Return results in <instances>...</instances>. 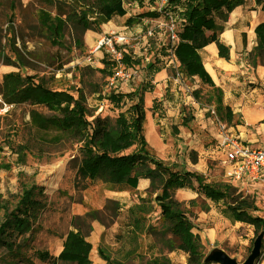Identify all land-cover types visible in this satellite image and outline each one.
I'll list each match as a JSON object with an SVG mask.
<instances>
[{
	"label": "rangeland",
	"instance_id": "obj_1",
	"mask_svg": "<svg viewBox=\"0 0 264 264\" xmlns=\"http://www.w3.org/2000/svg\"><path fill=\"white\" fill-rule=\"evenodd\" d=\"M50 1L0 0V92L5 86L2 83L3 74L15 71L23 77L33 78L34 82L47 89L67 91L74 97L81 94L89 120L95 115L109 116L113 119L119 111H126L128 106L137 100L138 96H133L130 92L135 89L153 90L155 84L149 82L150 76L162 70L163 74L168 76L170 84L151 94L154 97L153 114L158 119L172 118L184 127L188 141L181 137L179 139L184 143L183 155H186L188 160L196 159L192 146L207 148L212 145L214 138L212 136H217L222 126L232 133L235 120L232 113L229 118L223 112H216L212 97L209 96L210 89L201 85L197 77H187L179 66L175 68L174 63L170 61L172 55L169 31L163 24L153 28V35L149 38V49L144 50L140 43L134 44L133 47L126 46L127 52L132 53V57L130 56L132 60H137L127 69L136 70L137 74L129 84L123 83L121 88H115L117 92L127 94L116 105L106 98V94L102 96L100 93L112 70V61L106 54L101 53L102 49H95L102 35L101 28L103 27L102 31L106 33L112 29L109 30L102 24L99 30L87 29L82 32L81 25L75 22L74 15L68 12L63 34L58 43H53L39 22L41 12L54 14L55 3ZM164 1L123 0V6L127 14L134 18L131 22L134 25L138 21L136 16L142 12L158 8L154 12H159L163 16L162 9L168 5L167 0ZM252 1L254 2L244 0L242 4L248 8ZM92 2L95 3V0H88V3ZM213 17L217 24L225 25L229 13L225 14L222 9L214 12ZM240 17H243L242 23L237 26L235 37L239 38L242 48L236 45L237 51L234 53L237 60L242 63L243 72L249 70L250 76H253L258 59L264 68V54L256 57L253 66L248 55L255 44L251 25L253 21L244 19V11L238 15V18ZM87 18L93 19L92 16ZM171 18L179 30L180 21L173 13ZM111 20L118 26L128 24L125 23L126 17L118 15H113ZM167 20L168 17L165 18V21ZM206 33L210 34L209 31ZM152 60L155 62L152 63ZM177 70L182 73L177 75ZM241 76L244 74L241 73ZM238 81L250 101H257L256 99L260 98L258 102L262 100L264 104L263 78L255 80L248 77L243 80L240 78ZM220 84L223 88L222 100L223 92L233 100L239 97V92L237 94L233 92L235 88L233 81L226 80ZM229 96L226 97V101L232 102ZM244 99L246 100V97ZM31 109L43 117H51L55 113L44 106H30L27 102L13 103L10 109L0 113V224L8 214L16 212L15 208L22 197L27 196L28 191L37 205L31 209L27 229L16 235L12 234L10 239H5L6 242H0V264H49V260L40 259L37 253L39 251L50 255L59 253L63 236L73 228L70 223L73 216H76L74 225L79 227L91 243L89 253L91 264H107L101 256L108 257L113 264H115L113 259H116V264H144L150 257L159 255L169 258L173 264H185L186 257L183 252L170 247L169 240L172 236L159 220L155 202H153L155 210L148 220L152 225L151 231L143 233L135 241H126L116 236L118 232L116 220H124L123 211L137 200L138 193L142 196L146 194L142 191H128L125 202L120 204L115 200L120 208L119 215L114 214L112 204L105 207L107 199H102L104 187L99 179L83 187V181L75 176L81 158V144L71 137L59 138L58 131L53 128L35 125L30 119ZM236 122L244 124L240 117ZM144 123L147 124V118ZM175 128L176 125L167 123L164 129H170L174 134ZM162 138L164 141L172 140L165 132ZM138 147L139 144L136 143L123 152H133ZM150 155L156 157L151 153ZM205 164L209 170L201 173L204 183L230 184L235 190L233 197L251 198L257 209L249 208L248 211L251 216L261 219L257 224L230 221L221 212L225 202L205 198L196 190V182L191 180L184 190H178L174 196L178 201V208L191 222L193 232L199 236L200 234L204 236L207 232L214 234V238L208 243L200 236L205 259H210V254L214 250H219L237 264L242 263L259 237L260 253L254 263L259 264L264 258V185L261 188L239 191L237 186L224 178L218 162L208 158ZM191 188L196 192L194 197ZM211 264L220 263L212 261Z\"/></svg>",
	"mask_w": 264,
	"mask_h": 264
},
{
	"label": "trees",
	"instance_id": "obj_2",
	"mask_svg": "<svg viewBox=\"0 0 264 264\" xmlns=\"http://www.w3.org/2000/svg\"><path fill=\"white\" fill-rule=\"evenodd\" d=\"M244 0H167L163 10L165 18L176 16L180 21V29L177 32L178 40L173 46V54L179 63L180 70L187 77H197L201 85L210 89L211 100L216 112H223L231 117V109L222 101V90L216 86L205 70L199 51L209 42H214L219 57L228 59L229 47L220 39L223 25L217 24L213 13L224 10L227 14ZM55 3V12H41L40 25L44 27L48 38L53 43H58L65 27V18L70 12L74 15V21L82 27V32L87 29L99 30L100 26L108 22L113 15L123 16L126 10L123 0H51ZM254 4L264 11V0H254ZM172 5V6H171ZM84 7V8H83ZM77 10V12H76ZM173 11V12H169ZM92 16L89 20L87 17ZM156 17L157 13L146 11L138 14L141 17ZM134 21L131 16L126 18V23ZM209 31L210 34H207ZM253 32L255 44L249 50L248 55L252 65H255L256 57L264 54V20L257 23ZM123 63L128 67L137 60H132L129 54L123 53ZM107 66V65H105ZM5 84L1 90V98L6 103L27 102L30 106H44L55 112L51 117L40 116L34 109L29 112L31 121L42 128H53L60 136L71 137L81 144V158L76 167L75 176L82 180L83 187L95 179L103 183V187L111 191H135L138 180H149V186L136 195L137 200L125 208L124 220H116L118 232L116 236L126 241H135L143 233L151 231L152 225L148 223L154 212L155 202L158 208V218L164 229L172 236L169 240L170 247L183 252L186 257L185 264H211L205 259L203 244L199 234L192 231L191 222L178 208V201L174 196L176 189L185 188L191 179L197 182L199 190L206 198L212 201L223 200L225 206L221 209L223 215L230 221H247L257 224L261 219L251 216L248 209L255 210L249 196L233 197L234 188L226 183H204L201 174L186 170L176 162L162 161L151 156L146 149V141L143 137V93L140 89L130 92L138 96L126 111H119L113 119L109 116L95 115L88 119V110L81 94L74 97L70 92L47 89L40 83L33 81L31 77H23L19 72L10 71L2 76ZM143 92V93H140ZM111 102L118 105L126 93L111 91L106 94ZM208 96V97H209ZM139 144L137 150L124 153L123 150L133 144ZM23 196L15 213L7 215L0 224V242H6L11 235L21 233L28 227L31 209L37 206L32 198ZM154 195V196H153ZM113 205L114 214L119 215L117 201L107 199L105 207ZM122 212V213H123ZM76 216L70 223L73 226L63 236L61 250L57 255L39 251L38 257L49 260V264L63 262L67 264H91L89 253L91 243L82 234L79 227L74 225ZM9 247L11 244H7ZM107 264H113L108 257L101 256ZM116 264V259H113ZM144 264H173L169 258L159 255L150 257Z\"/></svg>",
	"mask_w": 264,
	"mask_h": 264
},
{
	"label": "crops",
	"instance_id": "obj_3",
	"mask_svg": "<svg viewBox=\"0 0 264 264\" xmlns=\"http://www.w3.org/2000/svg\"><path fill=\"white\" fill-rule=\"evenodd\" d=\"M248 8H245L243 4H240L236 6L231 12H229V17L227 21L225 22V25H223V31L220 34V39L229 47V57L228 59L219 57L217 54V47L214 42H209L207 45H205L200 51V58L201 62L213 80L214 84L219 86L221 90L223 91V88L221 87V82H225L226 80H231L234 82V93L239 92V97H236L234 100L231 98L228 94H225L223 92V100L226 105H228L231 109L232 116L234 117V122H233V127H232V133L236 136L239 137V139L244 142L248 143L251 146L254 147H259L262 145L263 140H264V104L262 100L258 102L260 99H256L257 101H250L247 95L244 93L243 87L241 86V83L238 81L240 78L241 80L250 77L255 80L259 79H264V68L262 65H260L261 60L258 59L256 61V68L253 71V76H250L249 70H246L243 72L241 69V61H238L237 58L235 57L234 51H237L236 45L239 48H242L241 42L239 38H236V29L237 26H239L242 23L241 18H238V15L241 12H245V20L253 21L251 22L252 25V30L254 26L259 23L260 21L264 20V11H262L258 6L252 3L247 6ZM253 7V8H251ZM125 8V7H124ZM151 10V11H156ZM126 10V9H125ZM157 13V12H156ZM130 15L127 14V11L125 15L123 16H118V17H129ZM113 17V16H112ZM111 17V18H112ZM144 19L143 17L139 18L138 21L132 25L125 24L124 26L122 25H116L112 22L110 19L108 22L104 23L103 26L107 29H112L111 31H121L125 32L127 34H142L144 33L147 29H153L154 27H157L159 24H164L165 21V16L161 15L159 12L157 13L156 17H147ZM126 23V22H125ZM130 26V28L128 27ZM131 29L133 31H131ZM240 29V28H239ZM103 27L101 28V33L103 34L102 31ZM106 33V32H105ZM254 34V32H253ZM101 36V35H100ZM255 37V35H254ZM152 63L155 61L152 60ZM150 63V62H148ZM158 64H155V66ZM182 73V72H181ZM241 73L244 74V76H241ZM195 77V76H194ZM150 83L155 84V87L153 90H145L144 91V119H143V137L146 141V149L148 153L156 156L154 158L156 159H164L166 161L170 162H176L180 165H182L186 170L194 171L196 173H204V171L207 169L209 170V167L205 164L206 159H211L213 161L218 162L220 165L221 169L222 165L220 164V159L222 158V151L216 146L215 144V136L213 138L212 145L208 146L207 148H202L199 147L197 148L196 146H192V149H194L193 153H195L196 159L194 161L188 160L186 155H183L184 144L182 140L179 138H184L187 140L186 137V131L184 127L180 126L176 120H173L172 118H156L153 114V99L154 97L151 96L152 93L159 92V88L166 87L168 86L167 84L169 83L168 81V76L163 74L162 70H159L152 74L149 79ZM170 84V83H169ZM230 97L232 99V102H227L226 97ZM246 97V100L244 99ZM225 99V100H224ZM244 109H248L249 112V117L250 119L247 121L246 116L244 114ZM241 118L243 120L244 124H239L236 122L238 118ZM147 118V124L144 123V120ZM177 118V117H176ZM176 125V128L174 131L176 133H171V128L170 129H164L166 125ZM163 132L168 133L169 137L172 138L171 141H164L162 136ZM177 137V138H176ZM126 150V149H125ZM128 153V152H124ZM130 153V152H129ZM183 155V156H182ZM182 156V157H181ZM223 173V171H222ZM224 178L231 184H234L235 186L238 187L239 191L240 190H245V189H255V188H261L262 185H264V182H246V181H234V180H229L225 176ZM194 182H196L194 179H191ZM190 180V181H191ZM189 181V183H190ZM188 183V184H189ZM101 184H103L101 182ZM194 184V183H192ZM197 184V182H196ZM149 186V180L145 178H141L138 180L137 187L135 191L143 192L145 189H147ZM187 187V186H186ZM185 187V188H186ZM184 190V188H178L176 189L175 193L178 190ZM197 190V187H196ZM191 191L196 194L195 191L191 188ZM200 192L199 190H197ZM128 191H111L107 189H103L102 194V199H113L117 200L120 204L125 202V196L127 195ZM200 194H202L200 192ZM203 195V194H202ZM204 196V195H203ZM205 197V196H204ZM206 198V197H205ZM127 206V204H125ZM241 222V221H239ZM201 238H203V241L205 242H210L214 238V234L211 232L204 233V236L201 235ZM259 264H264V258L260 261Z\"/></svg>",
	"mask_w": 264,
	"mask_h": 264
},
{
	"label": "built area",
	"instance_id": "obj_4",
	"mask_svg": "<svg viewBox=\"0 0 264 264\" xmlns=\"http://www.w3.org/2000/svg\"><path fill=\"white\" fill-rule=\"evenodd\" d=\"M162 2H165L162 0ZM169 31L168 37L171 42L170 61L174 63L175 68L179 66L178 61L173 54V46L178 40L177 24L171 16L163 24ZM180 28V24H179ZM153 35V29H147L142 34H127L122 31H109L102 34L95 49H102L101 53L106 54L112 61V70L107 78L105 85L101 88V95L105 96L115 88H121L123 83L129 84L133 77L136 76V70H128L122 61L123 53L132 57V53L127 52L126 46H134L140 43L144 50L149 49V38ZM135 50L133 51V53ZM177 75L180 74L176 71ZM120 83V85H119ZM12 107V103H6L1 100L0 96V113L5 112ZM216 146L222 151L220 164L223 168V175L234 181L246 182H264V140L261 146L254 147L248 143L242 142L238 136L231 133L222 126L215 138Z\"/></svg>",
	"mask_w": 264,
	"mask_h": 264
},
{
	"label": "water",
	"instance_id": "obj_5",
	"mask_svg": "<svg viewBox=\"0 0 264 264\" xmlns=\"http://www.w3.org/2000/svg\"><path fill=\"white\" fill-rule=\"evenodd\" d=\"M260 238H256L255 242H254V246L250 252V254L244 259V261L242 263L239 264H254L256 258L258 257L259 253H260ZM209 261H215L218 262L220 264H237L233 259H231L227 254H225L223 251H219V250H214L211 254H210V259H208Z\"/></svg>",
	"mask_w": 264,
	"mask_h": 264
},
{
	"label": "bare ground",
	"instance_id": "obj_6",
	"mask_svg": "<svg viewBox=\"0 0 264 264\" xmlns=\"http://www.w3.org/2000/svg\"><path fill=\"white\" fill-rule=\"evenodd\" d=\"M248 112H249L248 109H244V114H245V116H246V120H247V121L250 119Z\"/></svg>",
	"mask_w": 264,
	"mask_h": 264
}]
</instances>
